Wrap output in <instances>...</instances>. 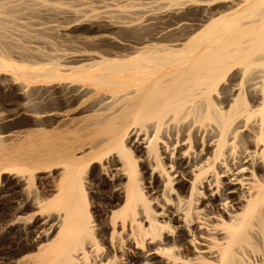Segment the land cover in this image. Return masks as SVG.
<instances>
[{
    "label": "bare ground",
    "instance_id": "bare-ground-1",
    "mask_svg": "<svg viewBox=\"0 0 264 264\" xmlns=\"http://www.w3.org/2000/svg\"><path fill=\"white\" fill-rule=\"evenodd\" d=\"M234 3L237 8L228 15L209 20L195 34L191 35L193 29H187L186 36L177 38L175 44H162V38L189 26L186 21L168 28L160 25L166 30L154 39H144L141 32L146 30L141 28V36L132 32L140 38L130 40L131 33L128 35L131 38L126 36L131 42L130 50L111 53L105 48L106 54L101 49L105 55L99 59L74 53L51 54L45 62L39 61L40 64L31 67L34 75L27 73L24 66L6 62L0 56V70L10 68L32 76L34 81L51 83V94L69 95L71 103L66 101L67 106L80 104L88 93L70 83L85 84L92 92H108L79 110L86 113L81 119L67 118L69 122L63 124L64 128L46 134L48 137L39 134L31 152L11 150L0 141V170L20 176L28 173L29 179L36 169L55 165L62 168L52 177V182H45L48 193L55 189L54 195L40 199L37 196L38 205L35 204L40 209L54 207L61 212L59 229L55 226L58 229L55 239L39 246L28 263L264 264V0ZM6 8L1 7L0 14L7 12ZM164 21L163 25L167 20ZM100 35L83 38L82 44L93 46L114 40ZM10 48L7 42H0V55ZM233 67L235 70L227 75ZM223 80L227 85H220ZM84 146L88 147L87 151L78 154L77 150ZM18 182L15 179L14 185H19ZM3 187L6 200H13L11 190L15 186L14 189ZM173 191L174 195L170 193ZM24 198L23 203L19 198L23 207L11 201V205L18 207V214L34 205L35 199ZM99 198L105 199L104 206L100 205L102 202L96 203ZM152 199L156 202L150 205ZM174 200L176 208L168 204ZM158 204L164 206L161 215L167 219V222L161 219L162 224L153 210L160 207ZM164 224L172 229L174 236L162 232ZM219 230L223 231L221 235ZM201 248L207 251L203 249L192 256L191 249Z\"/></svg>",
    "mask_w": 264,
    "mask_h": 264
},
{
    "label": "rangeland",
    "instance_id": "rangeland-1",
    "mask_svg": "<svg viewBox=\"0 0 264 264\" xmlns=\"http://www.w3.org/2000/svg\"><path fill=\"white\" fill-rule=\"evenodd\" d=\"M224 1L227 4L224 3ZM233 1L234 2H238V1H241V0H98V1L97 0H28V1H26V0H0V8L1 7H5V8L7 7L6 8L7 12L0 14V17L4 18V19L2 18L3 20L0 19V22H1L0 23V42L1 43L2 42H7L11 46V48L8 50V52H6V51L3 52L2 51L0 56L4 60H6V62L9 61V62H12L14 64H18V65L24 66L26 71H28L27 73H30V75H34V72H31L32 68L34 67V65H37V64L45 62L48 59L47 56H49L51 54H56V53H59V54L60 53H74V54L85 55V57H88L89 59H99V56L105 55V53L106 54L108 53V52L103 50L105 48H106L105 50L110 51L111 53L112 52H116V51H119V52L120 51H124V50L127 51V49L130 50L129 45L131 44V42H129V41L136 39V37L140 38L141 33H142V37L144 36L143 37L144 39H147L149 37L154 39V37H157L156 35L158 33L166 30V29H163V27L168 28V27L174 26L176 24H179L180 22L186 21L187 23H189V26L188 25H185L186 27L182 26V29L180 27V29H178V31L180 30L181 32L180 31L179 32L178 31L177 32L172 31L173 34L176 33V35H173L172 32H169V34L171 33L170 35L168 33H166L169 36H167L165 34L167 37H165V35H164L165 38H162V39H164V40H162V44H175L176 43V39L177 38L179 39V37L180 38L185 37L186 33H188L189 29H193L191 35L195 34L209 20L215 19V18H217V17H219V16H221L223 14H225V16H226V14L228 15V13L231 10L237 8V6H235L236 3H234ZM231 2H233L232 3L233 5L231 4ZM175 4H177V5H175ZM192 4L195 7H197V8L192 6ZM218 4H220L221 6L218 5ZM162 5H164V6H162ZM202 6H203L204 10L201 8ZM224 6H225V10L223 9ZM12 7H13V10L10 9ZM227 7H229V9ZM17 8H19V9H17ZM42 8H43V10H41ZM148 8H150V9H148ZM218 9H220L221 11L218 10ZM170 10H172V11H170ZM200 10L203 11L205 14L202 13V15H201ZM101 11H102V13H101ZM129 11H131V12H129ZM31 12H33V13H31ZM35 12H37V13H35ZM132 12H134V13H132ZM120 14H122V15H120ZM126 14H127V16H126ZM155 14L157 16H155ZM181 14H183L184 17L186 16L184 14H187L188 16H186L184 18L183 16H181ZM110 15H112V16H110ZM158 15H160V16L162 15L164 17L163 18L162 17L158 18ZM165 15H167V16H165ZM172 15H173V17H172ZM20 16H22V17H20ZM119 16H122V17H119ZM146 16L148 18H150V17L151 18L147 20ZM153 18H155V19H153ZM177 18H180V19L182 18V19L180 20V19H177ZM144 19H146V21ZM168 19H170V21L172 22V25H171L170 21L168 22ZM188 19H189V21H188ZM192 19L193 20L195 19L196 21L195 20L193 21ZM164 20L165 21L167 20V21L165 22ZM240 20L242 21V18ZM93 21H95L96 23L93 22ZM103 21H104V23H103ZM155 21L156 22L159 21V22L158 23H154ZM163 21L165 22L164 25H163ZM106 22H107L108 25L106 24ZM150 22H152V23H150ZM40 23H42V24H40ZM137 24H139V25H137ZM149 24H150V26H149ZM151 24H153L154 26H152ZM167 24H169V25H167ZM19 25H21V26H19ZM105 25H107V26H105ZM113 25L116 26V27H114ZM144 25H147V26L145 27ZM160 25L163 26V27L161 28ZM100 26H102V27L98 28ZM134 26L137 27V29L134 28ZM47 27H48V29H47ZM92 27H95V28H92ZM111 27H112V29H111ZM31 28L32 29L34 28L33 29L34 31H32ZM37 28H40V29H37ZM105 28H106V30H105ZM130 28L131 29L133 28V31ZM141 28L142 29L145 28L146 32L144 30L142 31ZM147 28H148L149 32L147 31ZM123 29H124V31H123ZM184 29H185V32H184ZM107 30H109V31H107ZM38 31H41L40 32L41 34ZM122 31L125 32V33H122ZM136 31L137 32L139 31L138 32L139 34L136 33ZM50 32H51V34H50ZM132 32L133 33L135 32L136 35H140V36H134V35H132ZM143 32H144V34L146 33V35H143ZM97 33H98V36H101L100 34L102 33V35L105 34V35L111 37L112 39H114L113 41H115V43H113V41H112V43L108 42V43H105V44L103 42L102 43L101 42L100 43L97 42V43H94L93 46H91V44H89L90 45L89 46L86 43H84V45L82 44L83 43L82 42L83 38L84 39L85 38H95ZM130 33H131L133 39L131 38V35L128 36ZM148 33L149 34L151 33L150 36H149ZM5 34H6V36H5ZM114 34L117 35V36H115ZM122 35H124L125 37L128 36L131 39L129 40L128 37H126L127 39L123 38L124 36H122ZM80 37H82V38H80ZM118 37H120V38L118 39ZM29 38H31V39H29ZM64 38H66V40ZM121 38H123V39H121ZM169 38H170L171 41L169 40ZM174 38H175V40H174ZM56 39L58 41H60V42H58ZM155 39H157V38H155ZM165 39H167L168 41L165 40ZM172 39H173V41H172ZM4 40H6V41H4ZM55 40H56V42H55ZM12 42H15V43H12ZM118 42L120 43V45H119ZM116 43H118V45L121 48L120 47L117 48L118 45ZM62 44L65 45V46L67 44L68 47L66 46V48H63L65 46H63ZM70 44H72V45H70ZM108 44H109V46H108ZM85 45H87L91 49L86 47ZM16 46H18V47H16ZM60 46H61V48H60ZM69 46H70V48H69ZM72 46H75V47H72ZM95 46H96V48L97 47H100V48L96 49ZM111 48H113V50ZM101 49L105 53H102ZM119 49H121V50H119ZM36 52H38V53H36ZM37 54H39V55H37ZM39 61H40V63H39ZM233 69L235 70V68L233 67L227 73V75L230 74L233 71ZM16 75L20 76V77H17ZM51 85H52L51 83H47V82H43V81H37V80L34 81V79H32V76H27L25 74H19V73H17V71L11 70L10 68H8L7 70L6 69H1L0 70V141H1V143L3 145H7L8 147H10L11 150H20L21 152H24V153H27L28 150H30L29 152H31V150L33 149V146H34V142L38 138L39 134L42 135L43 137L47 136L46 134H55L60 128H64L63 124L69 122V119L70 120L81 119L82 117H84L85 116L84 114H86V113H84V112L80 113L79 110H81L87 103L91 102L94 99H97L98 97H103V96L108 95V92H105V91L92 92L91 91V89H92L91 87L88 88L87 85L82 84V83H70L71 86H74V87L78 86L77 89H79V90H83V89H84L83 91H87L88 90V93H87L86 96H84L82 98V100L80 101V104H73L72 106H67V104L71 103L70 100L68 101L69 95L67 94L65 96H62L61 93H54V94L52 93L51 94V92L53 91L51 89ZM220 85H227V81L223 80L222 83H220ZM31 87H32V89H31ZM36 87H37V89H36ZM44 87H46V88H44ZM48 87H50V88H48ZM36 92H38V93L36 94ZM49 92H50L51 95L49 94ZM42 93H43V95H41ZM235 93H237V91H235ZM58 94H60V96ZM53 95H55L54 99H53ZM43 98H45V99H43ZM59 98H62V99H59ZM54 100H56V101H54ZM62 100H64V101H62ZM66 101H68L69 103L66 102ZM51 102H52V104H51ZM45 103H48L49 105L48 104L45 105ZM38 104H40V105L38 106ZM41 104H42V106H41ZM50 105L52 106V108H51ZM59 105H61L62 108ZM64 105H65V107H63ZM42 107L45 108V110ZM46 107H48L49 109L46 108ZM71 107H73V108H71ZM22 108H25V109H22ZM55 108H56V111H55ZM50 116H51V118H49ZM67 118H69L68 121H66ZM53 119H54V121H53ZM49 120H51V121H49ZM58 125H60V126H58ZM55 126H57V127H55ZM240 130L242 131V129H240ZM9 135H11L10 138H9ZM236 139H237V137L235 138V140ZM84 147L82 149H80L79 151L77 150V153L80 154V152L82 150L87 151L88 147H86V146H84ZM96 168L100 169L99 165L97 163H96ZM61 169L62 168H61L60 165H55V166H52L50 168L36 169V170L33 171V174H32L31 177H29V179H28V173H25L23 175L21 174V176H20V174H18L19 175L18 176L17 174L16 175L12 174L11 171H9L10 172L9 173V172H7V170H0V189H1L0 190V194L1 195H4V193L2 192L3 191L2 190L3 186L10 187L11 189L15 186L14 187L15 189H17V188L20 189V190L17 189L19 194L16 193L17 190H15L14 188H13L14 190H11V192L13 193V194L11 193V197L13 199L11 201H13V203H14L13 205L18 206V207L19 206L23 207V205H22V203L24 201V200H22L23 197H25L24 199H26V198L35 199L34 200V205H32L33 207L30 206V208L28 210L25 209V210H27L26 212L24 210H22V212H20L18 214V210H17L18 207L16 208L15 206L11 205L12 204L11 201L10 200H6L5 195L3 196V198L0 197V199H1L0 200V203H1L0 204V253H1V255H0V264H8V263L9 264H30V263H28V259L29 258L31 259L32 255L34 256V254L37 251V249L39 248V246H41L43 244H47L48 242H50V241L55 239V236L57 234V231H58L59 225H60V222H58V221L60 220L62 214H61V212H59L54 207H51V208H48V209H40L39 206H37L38 203L36 201H38V199H40V198H51L54 195L55 189L52 188V190L54 189L53 190L54 192L50 190L51 192L48 193L49 188H46L47 186H45V185L49 184V182H52L53 181L52 177L53 176L55 177V174L57 175L58 172L61 171ZM51 173H52V175H51ZM35 174H37V175H35ZM38 175H41V176L39 177ZM21 177H23V178H21ZM37 177H39V178H37ZM7 179H8V181H7ZM15 179H18V181H19L18 184L19 185H14V180ZM38 179H40V181ZM46 180H48V181H46ZM45 182H46V184H45ZM5 183L7 185H9V186L5 185ZM10 183H12L13 185L10 184ZM93 185L94 184L92 183L91 186H93ZM17 186H19V187H17ZM95 186H96V183H95ZM5 187H3V189ZM160 188H162V186ZM38 189L39 190L41 189L42 192L39 191ZM13 191H16V192H13ZM36 192H38V193H36ZM24 193H25V195H23ZM170 193L172 195H174V191H173V193L172 192H170ZM104 194L105 193L102 192L101 196H103L105 198ZM31 195H32V197H31ZM41 195H43V197ZM45 195H47V196H45ZM14 196H18V197L14 198ZM37 196H39V198ZM100 199L101 198H99V200ZM19 200L22 203H20ZM16 201H17L18 204H16ZM88 202H90V204H92V205H95L93 202L91 203V201H88ZM100 202H102V203L100 204ZM150 202H152V203H150ZM155 202H156V199L155 200L152 199V200L149 201V204L151 205V204H154ZM96 203L100 204L101 206H104L103 204H105V199H101L100 201H96ZM4 204H5L6 207L3 206ZM19 204H21V205H19ZM35 204H37L36 207H35ZM168 204L171 205V207H174V208L177 207L176 200H174V203L168 202ZM158 205L160 206L161 204H158ZM160 207H162V208H160ZM160 207H154L153 210H154V214L158 217L157 220L158 219L160 220V221L158 220L159 224H162L161 223V219L165 220L166 222H167V219H166L165 216L161 215V214H164L163 210H161V209H164L163 208L164 206H160ZM5 208H10V209H5ZM11 209H13V210L10 211ZM151 212H153V211L151 210ZM12 213H14V214H12ZM10 214H12V215H10ZM13 215H14V217H13ZM44 215L47 218L44 219L43 218V217H45ZM49 217H51V219H49ZM53 217H55L54 218V222H52ZM7 218H9L10 221H8ZM19 218H20V220H19ZM15 219H17V220H15ZM37 220H38V222H37ZM39 220H43V221H39ZM4 221H6L7 224H5ZM33 222H36L37 224L36 223L34 224ZM49 222L52 223V225ZM38 224L41 225V226L39 227ZM42 224H43V226H42ZM54 224H56V225H54ZM166 224H168V223H166ZM166 224H164V227H163V229L166 232L163 229H162V232L166 233V235H168L169 237H170V235L174 236L175 233L173 231H171L172 229L168 228V225H166ZM20 225H21V227H20ZM36 225L38 226L39 229L36 228L37 227ZM50 225H51V227H50ZM34 226H36V227L34 228ZM44 226H48V228L44 227ZM32 227H33V229H32ZM41 227L46 228L47 230L43 229ZM52 228H53V230H52ZM55 229H56V231L54 232ZM48 230H51V231H48ZM41 231H43V232H41ZM219 231H220L219 234L221 235L223 233V231L222 230H219ZM6 232H8V233H6ZM14 232H16V233H14ZM173 233H174V235H173ZM200 243L201 244H205L203 242H200ZM28 247H29V249H28ZM203 249L207 251L206 248L194 249V250L191 249V252L193 253L192 256H195L196 253L198 254V253L204 251ZM192 253H190V255ZM80 256L81 255H79V257ZM77 262H79V261H77ZM77 262L75 264H77Z\"/></svg>",
    "mask_w": 264,
    "mask_h": 264
}]
</instances>
